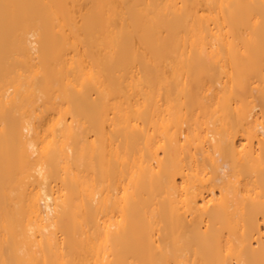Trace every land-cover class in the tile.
Listing matches in <instances>:
<instances>
[{"label":"bare ground","instance_id":"bare-ground-1","mask_svg":"<svg viewBox=\"0 0 264 264\" xmlns=\"http://www.w3.org/2000/svg\"><path fill=\"white\" fill-rule=\"evenodd\" d=\"M0 264H264V0H0Z\"/></svg>","mask_w":264,"mask_h":264}]
</instances>
